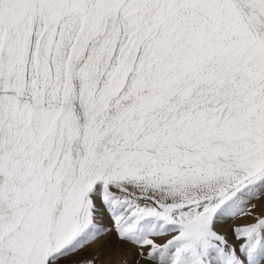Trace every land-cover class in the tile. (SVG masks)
Segmentation results:
<instances>
[{"label": "snow or ice", "instance_id": "6c2138e0", "mask_svg": "<svg viewBox=\"0 0 264 264\" xmlns=\"http://www.w3.org/2000/svg\"><path fill=\"white\" fill-rule=\"evenodd\" d=\"M0 264H264V0H0Z\"/></svg>", "mask_w": 264, "mask_h": 264}, {"label": "rangeland", "instance_id": "374dc122", "mask_svg": "<svg viewBox=\"0 0 264 264\" xmlns=\"http://www.w3.org/2000/svg\"><path fill=\"white\" fill-rule=\"evenodd\" d=\"M117 247H119V244L117 243Z\"/></svg>", "mask_w": 264, "mask_h": 264}]
</instances>
